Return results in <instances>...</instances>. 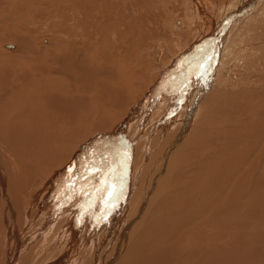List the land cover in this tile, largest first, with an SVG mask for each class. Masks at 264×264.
I'll list each match as a JSON object with an SVG mask.
<instances>
[{"label":"bare ground","instance_id":"6f19581e","mask_svg":"<svg viewBox=\"0 0 264 264\" xmlns=\"http://www.w3.org/2000/svg\"><path fill=\"white\" fill-rule=\"evenodd\" d=\"M185 1V6L179 2L182 13L175 12L183 16L181 21L195 17L203 23L194 31L173 27L168 18L177 14L169 12L168 3L160 4L161 11L154 6V14H140L143 6L138 0L133 5L138 14L126 20L127 29L119 33L114 22L116 15L122 18V14L112 1L52 0L41 5L46 8L44 15L53 6L61 8L56 17L47 19L58 20L46 27L48 39L42 34L33 37L36 27H42L39 19L33 28L26 27L30 36L22 39L15 33L19 38L11 41L14 47L8 51H18L16 66L12 63L15 67L6 76L0 71V264H223L225 254L230 255V263L235 261L238 245L248 242L241 241L237 233L240 224H246L244 217L250 218L252 226L257 222L254 217H264V92L237 91L232 69L235 58L247 68L253 67L255 61L242 55L264 49V31L259 28L264 18L240 31L246 19L257 20L264 2ZM109 8L117 14H110ZM216 10L222 15L219 22L223 21V28L233 23L229 25L230 37L219 45L216 41L223 29L212 21ZM97 25H101L99 31ZM148 26L163 34L157 38L167 44L164 53L168 59L157 56L159 50L153 60L150 57L154 45L147 40H152L149 35L154 31ZM64 30L82 34L84 43L78 42L77 36L69 43L62 42L58 38ZM96 32L98 41H94ZM181 32L187 35L182 37ZM116 35L125 41H119L122 46L111 41ZM172 46L178 47L173 50ZM1 52V58L7 54ZM207 53L214 55V62L208 64ZM177 65L185 71L174 77ZM156 68L161 69L159 77L155 74L160 82L151 87L154 77L146 83L143 72L148 69L146 74L151 77ZM218 69L222 71L218 83L224 89L233 87L236 93L221 91L222 87L219 92H209ZM256 97H260L258 101ZM137 100L140 102L128 113ZM199 100L202 114L194 122ZM176 108L182 110V116ZM174 115L176 121L168 119ZM207 116L216 118L215 128V120L205 123ZM201 118L200 131H196ZM107 126L109 130L99 134V129ZM137 160L143 172L150 169L153 176L149 185L148 179L144 181L141 194L128 197L131 204L126 207L120 202L142 170L138 164L126 168ZM129 175L132 184L122 190L119 202L114 195ZM71 189H75L72 194ZM141 213L146 215L145 223L136 224ZM75 215L82 216L80 223L69 231L66 223L69 228ZM126 226L132 241L123 251ZM76 232L75 245H71L72 240L64 238ZM253 262L250 258V264Z\"/></svg>","mask_w":264,"mask_h":264},{"label":"rangeland","instance_id":"374dc122","mask_svg":"<svg viewBox=\"0 0 264 264\" xmlns=\"http://www.w3.org/2000/svg\"><path fill=\"white\" fill-rule=\"evenodd\" d=\"M15 0H13V3H14V5H13V9L10 7V6H12V0H6V2H5V0H0V18H2V17H4V18H2V21H0V34H2V35H0V40H2V41H0V43H2L1 45H0V50H2V52L3 53H7V54H5V55H7L6 57L8 58V59H10L9 61H11V58L12 59H14V60H12V62H10L11 64L13 63L14 65H15V63H16V61L15 60H17V59H15V56L18 54V51H14V53H15V55H14V57H13V52H9L8 51V49H11L12 50V47H14V45L12 44V40H16L17 38H19L20 36H21V38L23 39V38H25V35L26 36H30V35H28L29 33L27 32L28 30H27V28L29 29V28H33V23L34 22H39V20H43V22L41 21V25L40 26H44L43 27V30H42V27L41 28H39L38 30H39V32H38V30H37V27H36V30H35V35H33V37L35 36V37H37V36H40L41 34L42 35H45V38L46 39H48V36H49V34L47 33V31H46V27H48V28H50L49 26V24L50 23H55V22H58V20L57 19H53V20H50L49 22H48V20L51 18V17H56V15L55 14H57L58 13V11H59V9H61V8H57V6L55 7V6H53V8L54 9H49V12H47V13H45V15L43 14V11L44 10H46V8L45 7H43V9H42V7H41V5L42 6H45V4H47V5H49V2H50V4H51V2H52V0H41V2H40V0H30L29 1V3H28V0H16L15 2H14ZM35 1V2H34ZM44 1V2H43ZM106 1V0H105ZM107 1H112L113 2V4H114V6L115 5H117V6H120L119 8H117L119 11H121V12H119L118 11V13L119 14H122V18H120V16L117 14V13H115L114 11H110V8H109V13L110 14H112V13H114V14H117L116 15V21L114 22V24H116L117 25V31L120 33V32H124L126 29H127V27L126 26H128L127 25V21L128 20H132V17L131 16H133V17H136V13H135V11H136V9L134 8V4L138 1V0H134V2L133 1H131V0H125V1H123V0H107ZM158 2V0H145V1H142L141 0V2H142V4H141V7H142V9L140 8V14H141V12L142 13H145V12H150L151 14H154V13H156L157 11H161L160 9L162 8L161 6H160V4H162L163 5V3L164 2H161L162 0H159V2ZM176 1V2H175ZM183 3H181L180 2V0H169V1H166V3H164V5L166 6L167 5V3H168V5H170V6H168L170 9H169V12H171L172 10V13H174V14H177V12H175V11H178L179 10V8H180V5H179V2H180V4H183V6H185V4H186V2L187 1H185V0H181ZM16 2H18V3H16ZM145 2V3H144ZM151 2V3H150ZM153 2V3H152ZM173 2V3H172ZM227 4H228V2H229V4H233V3H235L236 2V0H226L225 1ZM232 2V3H231ZM263 2H264V0H263ZM7 4V6L5 7V5ZM12 3V4H11ZM16 3V4H15ZM21 3V4H20ZM23 3H25V4H23ZM28 3V4H27ZM34 3V4H33ZM38 3H40V4H38ZM131 3V4H130ZM175 3V5H176V7H175V5L174 6H172V4H174ZM185 3V4H184ZM259 3H262V0H259ZM11 4V5H10ZM123 4V5H122ZM4 5V6H3ZM19 5V6H18ZM22 5V6H21ZM35 8V9H38V12H34V11H36V10H34V8H32V6ZM64 5H68L69 6V4H61V6L63 7ZM262 5L264 6V3H262ZM10 7V9H9V7ZM17 6V7H16ZM23 8L22 9V11L20 10L21 9V7ZM133 6V7H132ZM147 6V7H146ZM154 6H156L157 7V11L155 10V7ZM179 6V7H178ZM5 9H3V8ZM25 7H26V9H25ZM39 7V8H38ZM41 7V8H40ZM160 7V8H159ZM173 9H172V8ZM178 7V8H177ZM57 8V9H56ZM143 8H145V10L143 9ZM152 10H151V9ZM175 8L177 9V10H175ZM183 7H181L180 9H182ZM6 9H8V10H6ZM18 9H19V11H18ZM28 9V10H27ZM33 10V14L31 13V11ZM48 9V8H47ZM130 9H131V12H130ZM148 9V10H147ZM50 10H52V11H50ZM112 10V9H111ZM226 10V9H225ZM9 11V12H8ZM23 11H24V13H23ZM39 11H41V12H39ZM56 11V12H55ZM182 11V10H181ZM180 10L178 11V13L180 12V13H182ZM217 12H215L214 13V16L212 17V21H213V23L217 26V28H218V26H221V23L223 22V21H221V22H219L220 20H221V17H222V15L219 13L218 14V10H216ZM3 12V13H2ZM10 13V14H6V13ZM26 12V13H25ZM51 12H52V14H51ZM53 12H55V13H53ZM152 12H154V13H152ZM48 13H50V14H48ZM96 13H98L97 11L95 12V15H97ZM179 13V14H180ZM217 13V14H216ZM263 13V14H262ZM19 14V15H18ZM28 14V15H27ZM40 14V15H39ZM46 14H48V15H46ZM54 14V15H53ZM125 14L127 15V14H130V17H129V19L127 18H125ZM138 14V13H137ZM179 14H177V15H174V16H172V17H170V18H168V21L169 22H172L171 24L173 25V27H177V26H179V28H189L191 31H194V30H196L198 27H200L203 23L201 22H199L198 20H197V18H195V17H191V18H189V19H187V20H185V21H181L182 19V17L183 16H179ZM258 14H260L256 19L257 20H255V19H246L245 21V25H247V23H249L246 27H245V25L243 26L244 28L243 29H241L240 31H242V30H244V32L245 31H247L248 30V28L249 27H251L252 25H255L258 21H260V19H262V18H264V7L262 8V10H261V12L260 13H258ZM3 15V16H2ZM21 15V16H20ZM35 17H34V16ZM44 15V16H43ZM51 15V16H50ZM143 15V14H142ZM141 15V16H142ZM216 15H217V17H216ZM13 16V17H12ZM15 16V17H14ZM18 18H17V17ZM25 16H26V18H25ZM31 16V17H30ZM47 16H49V17H47ZM148 16L149 17H151V18H153L150 14H148ZM190 16H193V15H190ZM255 16V15H254ZM37 17V18H36ZM42 17V18H41ZM44 17H46V18H44ZM118 17H119V19H118ZM124 17V18H123ZM5 18L9 21L8 23H7V20H5ZM16 18L18 19V21L16 20ZM32 18H35V19H32ZM214 18V19H213ZM215 18H216V20H215ZM13 19V20H12ZM20 19V20H19ZM36 19H37V21H36ZM39 19V20H38ZM44 19H46V20H44ZM48 19V20H47ZM177 19V20H176ZM243 19H245V18H243ZM1 20V19H0ZM5 20V21H4ZM11 20V21H10ZM119 20V21H118ZM125 20V21H124ZM127 20V21H126ZM215 20V21H214ZM249 20V21H248ZM263 20V19H262ZM19 21H21L20 23H19ZM45 21H46V23L47 24H45ZM192 21V22H191ZM3 22V23H2ZM12 23V24H9V23ZM181 24H180V23ZM215 22H219L218 24L217 23H215ZM264 22V21H263ZM263 22L261 23L262 25H260V29L261 30H263L264 31V25H263ZM200 23V24H199ZM7 26H6V25ZM15 24V25H14ZM30 24H31V27H30ZM45 24V25H44ZM120 26H119V25ZM175 24V25H174ZM10 25H12V26H10ZM36 25H38V23L36 24ZM48 25V26H47ZM70 25H73V24H71L70 23ZM229 25H230V27L233 25V23H228V24H226L225 26H224V28L228 31H226V30H224V28L221 26V30L223 29V31H221V32H219V41H216L217 43H218V45H219V43H220V41L222 40V39H224V38H229L230 37V30L232 29V28H230L229 27ZM11 27V29H10V27ZM14 26V30H13V27ZM23 26V27H22ZM25 26V27H24ZM28 26V27H27ZM100 26L101 25H97L94 29L97 31H99V28H100ZM185 26H187V27H185ZM215 26V27H216ZM5 27L6 28H8V29H6V30H4L5 29ZM27 27V28H26ZM17 28V29H16ZM24 28V29H23ZM121 28V29H120ZM148 28L149 29H151L152 27H150V26H148ZM191 28H193V29H191ZM220 28V27H219ZM229 28V29H228ZM21 29V30H20ZM124 29V30H123ZM141 29H143L141 26H140V32H141ZM156 29V30H155ZM155 29H151V30H153L154 31V33L153 34H151V35H149V36H151V37H153L152 38V40H150V39H148L147 40V43L150 45L151 44V46L152 45H154L152 48H151V50H150V57L152 58V60H153V55H154V53L156 54V53H158V54H156L157 56H159L160 54H162V55H160L159 57L160 58H162V57H164V58H169L167 55L168 54H165L164 52V49H167V44H165L164 45V43L165 42H160L161 40L159 39V38H157V35L158 36H160V35H163V34H161L160 33V30L157 28V27H155ZM18 30H19V32H18ZM121 30V31H120ZM157 30H159L158 32L159 33H157ZM15 31V32H14ZM23 31V32H22ZM24 31H25V33H24ZM66 31V32H65ZM92 31H94L93 29L92 30H90V34H92ZM143 31L144 30H142V32H141V36L143 35ZM156 31V32H155ZM14 32V33H13ZM71 32V33H70ZM67 31V30H64V31H61V32H59V35L60 36H62L61 38H58V39H61V41L62 42H64V43H69V42H71L70 41V39L71 40H73L74 38H76V36H77V41L78 42H81V43H84L83 41H81V39H80V35H82V34H75V33H73V31ZM105 33H106V30L104 31ZM18 34V36L19 37H17V35L16 34ZM27 33V34H26ZM40 33V34H39ZM64 35V34H66V35H62V34ZM164 33H166V32H164ZM183 32H181L180 33V35L182 36V37H185L186 35H187V33H183ZM224 33V34H223ZM13 34H15L14 36H15V39H13L14 38V36H13ZM38 34V35H37ZM69 36H72V37H69ZM75 35V37L73 36V35ZM117 34V33H116ZM212 34V33H211ZM210 34V35H211ZM221 34V35H220ZM227 34H229L228 36H227ZM24 37H23V36ZM13 36V37H12ZM66 36V37H65ZM118 35H116V37L115 38H111V41L112 42H117V43H120V45L119 46H122L124 43H121V42H125L124 40H121V39H118V37H117ZM180 36V37H181ZM221 36H223V37H221ZM5 37V38H4ZM78 37H79V39H78ZM97 37V38H96ZM96 37H94V41H98V39H99V34L96 32ZM2 38H4V39H2ZM10 39V40H8V39ZM68 38H69V40H68ZM177 38V37H176ZM202 38V37H201ZM221 38V39H220ZM238 38H242V37H238ZM7 39V40H6ZM65 39V40H64ZM156 40H158V41H156ZM173 41L175 40V39H172ZM178 40V39H177ZM13 41V42H14ZM93 41V42H94ZM119 41H121V42H119ZM176 41V40H175ZM181 41H183L182 39H181ZM201 41V43L202 42H205V41H203V40H200ZM9 42V43H8ZM160 42V43H159ZM179 43H180V41H179ZM44 44H47V41H45L44 42ZM160 44V45H159ZM65 45H67V44H65ZM88 45V44H87ZM163 45V46H162ZM9 47V48H6V47ZM10 46H11V48H10ZM79 46H83V44H81V45H79ZM158 46V47H157ZM178 47V46H177ZM176 46H172V48H173V50H175L176 48H177ZM219 47V46H218ZM6 51V52H4V51ZM18 50V49H17ZM159 50V51H158ZM8 51V52H7ZM158 51V52H157ZM263 51V52H262ZM262 51H251V52H249V54L248 53H246V54H248V55H242L243 53H241L240 55H242V56H246V57H251L252 59H253V62H254V66L253 67H251V68H247L246 66H244L243 65V63L242 62H240L239 60H238V58H235V59H237V60H235L233 63H234V65H233V69H232V71L234 72V77L232 76V79H234V81H237V83L236 82H232L234 85H236V88H238L237 89V91H240V90H243L244 88V90H249V88H250V90H252V91H261V92H264L263 90H264V84H261V83H263L264 82V49L262 50ZM1 52V51H0ZM1 52V53H2ZM152 52V53H151ZM256 54H255V53ZM2 53V54H3ZM9 53H11V54H9ZM13 53V54H12ZM116 53V52H115ZM119 53H121V52H119ZM253 53V54H252ZM259 53V54H258ZM9 54V55H8ZM152 54V55H151ZM163 54H165L167 57H165ZM210 54L211 53H207V55L206 56H208V64L209 63H212V62H214V61H212V59H213V57H214V55L212 54V56H210ZM239 54V53H238ZM251 54H252V56H251ZM5 55H3V57H4V59L6 60V57H5ZM117 55V54H116ZM223 55H227V54H224L223 53ZM0 56H1V54H0ZM11 56V57H10ZM206 56H204V57H206ZM241 56V57H242ZM256 56V57H255ZM2 57V58H3ZM17 57V56H16ZM211 57V58H210ZM221 57V56H220ZM235 57H238V55L236 54L235 55ZM1 58V57H0ZM1 58V59H2ZM163 58V59H164ZM0 59V60H1ZM8 59L6 60L7 62H8ZM216 58H214V60H215ZM256 59H257V61H256ZM259 59V60H258ZM5 60L3 61V64H5V63H7V62H5ZM147 61H148V59H146ZM216 60H218V58L216 59ZM261 60V61H260ZM2 61H0L1 62V64H2ZM13 61H15V62H13ZM212 61V62H211ZM162 62H163V60H162ZM10 63L8 62V64H5L4 66H2L1 64H0V71L1 72H3V75H9V72H10V69H12V67L14 66L13 64H12V66L10 65ZM153 63V62H152ZM18 64V63H17ZM9 65V66H8ZM16 66V65H15ZM14 66V67H15ZM180 65H177V67L175 68L176 70H178V72L174 75V77H177L178 76V74L180 73V75H182L183 73H184V71L185 70H183L182 69V67L180 66ZM241 66V67H240ZM1 67H3L2 69H3V71H2V69H1ZM4 67H7L8 69H4ZM179 67V68H178ZM224 67V66H223ZM222 67V68H223ZM134 68V67H133ZM132 68V69H133ZM181 68V69H180ZM242 68V69H241ZM244 69H245V71H244ZM159 70H161L160 68H156V70L154 71V75L153 76H149V74H146V71H148V69H146V70H144V72H143V77H144V75H145V77H144V79H145V82L146 83H148L149 81H150V78H153L154 77V79H153V84H151L150 86L151 87H153L154 86V83H156V81H158V83L160 82V80H158V77L160 76V71ZM165 70V69H164ZM219 70V69H218ZM238 70H240V71H238ZM251 72H250V71ZM258 70V71H257ZM201 71H202V69H201ZM249 71V72H248ZM222 71H220L219 70V72L216 74V77H212V80L210 81V82H212L213 81V84H212V86L211 87H209V92H211V93H216V92H219L220 91V89L218 88V87H222L221 89V91H224L225 90V92L226 91H233V92H235L236 93V91L234 90V88L233 87H231V88H226V89H224L225 87H223V85H222V83L220 82V83H218V77H219V75H220V73H221ZM238 72V73H237ZM262 72V73H261ZM145 73V74H144ZM156 73H158V74H156ZM241 73V74H240ZM1 74V73H0ZM155 74H156V76L158 75V77L156 78L155 77ZM254 74H256V75H258V76H256V75H254ZM239 75H240V78H239ZM248 75V76H247ZM252 75V76H251ZM236 76V77H235ZM245 78H244V77ZM250 76H251V78H250ZM239 79H238V78ZM143 79V80H144ZM230 79H231V77H230ZM244 79V80H243ZM257 79V80H256ZM258 79H259V81H258ZM152 80V79H151ZM239 80H241L240 82H239ZM245 80H246V82H245ZM169 81V80H168ZM214 81H216V83L214 82ZM244 81V82H243ZM230 82V83H231ZM242 82V83H241ZM248 82V83H247ZM252 82V83H251ZM256 82V83H255ZM146 83H144V85L146 84ZM229 83V84H230ZM240 83V85H238ZM250 83V84H249ZM221 85V86H220ZM231 85V84H230ZM158 86V85H157ZM215 87V89H213L214 87ZM255 86H257V87H255ZM149 87V86H148ZM156 87V86H155ZM254 87L257 89H254ZM260 87V88H259ZM146 88V87H145ZM148 89V88H147ZM212 89V90H211ZM219 89V90H218ZM228 89V90H227ZM214 91V92H213ZM228 93V92H227ZM260 97H256V100L258 101V99H259ZM141 100V99H140ZM140 100H137L136 101V103H135V105H132V106H130V108L128 109V113H130V111L131 110H133L135 107H136V104H138L139 102H140ZM199 102H201V100H199L198 101V105H197V111L195 112V115H194V122H196L197 120H198V118L201 116V114H202V112H201V108H200V105H201V103H199ZM134 107V108H133ZM133 108V109H132ZM166 110V109H165ZM179 110V111H178ZM181 109L180 108H176V113H179V115L180 116H182L183 115V113H181ZM160 112H161V110H160ZM128 113H127V115H128ZM245 113H247V112H245ZM166 117H167V115H165ZM171 117H174V118H171ZM171 117H169L168 116V119H173V120H175L176 121V116L174 115V116H171ZM124 119H126V117L125 118H123L122 120H124ZM206 119L208 120H205V123H209V122H212V120H215V121H213V123H214V128L216 127V125L218 124V122H217V120H216V118H214V119H212L210 116H207L206 117ZM211 119V120H210ZM110 120V119H109ZM109 120H108V122H109ZM201 121V122H200ZM199 121V124H198V127H197V130L196 131H200V128H199V125L202 123V118H201V120ZM109 123H111V122H109ZM106 124V123H105ZM111 126V125H110ZM110 126H107V127H105L103 130L101 129H99V134H102V132L104 133V132H107L108 130H109V127ZM195 126V124L193 123V126H192V128ZM262 131H263V129H262ZM262 131H261V135H262ZM97 132V133H98ZM96 136V135H95ZM99 136V135H98ZM263 136V135H262ZM261 136V137H262ZM263 139V142H264V138H262ZM260 141H262L261 139L259 140V142ZM262 142V143H263ZM261 142H260V144H262ZM124 150V149H123ZM125 151V150H124ZM183 156V155H182ZM183 158H184V160H185V157L183 156ZM264 159V158H263ZM184 160H182V161H184ZM187 160V159H186ZM139 160H137V161H132V162H130V165H128L129 164V162H128V166L129 167H127L126 168V166L125 165H122V166H125V168L126 169H130L131 170V168L133 167H136V166H140V169H142V167H141V165L140 164H138L137 162H138ZM261 162L262 163H264V161H262L261 160ZM140 163V162H139ZM134 164V165H133ZM136 164H138V165H136ZM259 164H260V162H259ZM136 165V166H135ZM132 166V167H131ZM132 168V169H133ZM4 169H8V167H6V168H4ZM149 171H150V169H148L147 170V172H143V169L140 171V173H141V176L139 177V178H135V180H134V182L135 181H137L136 183H134L133 182V184L132 183H130L131 182V179H132V176L131 175H129V176H125V179H124V182H123V187H122V189L119 191V193H118V195H114L115 197H116V199L118 200V197H119V199H120V197L122 196V193L124 194V190H126V187H129L128 185H133L132 187H129V188H131V192H127L126 194H127V197H126V195L124 196L126 199L125 200H118L122 205L124 204V206H125V204H126V207L128 206V205H130L131 204V202H130V200L128 199V197L129 196H134V194L136 193V192H138V193H142V186L144 187V181L145 180H147V184L146 185H149V183H150V181H151V178H152V176H153V173L151 172L150 173V175H149ZM130 172L131 171H129V174H130ZM132 172H134V174H135V172H136V170L135 171H132ZM143 172V173H142ZM148 173V174H147ZM145 174V175H144ZM126 175H128V174H126ZM131 176V178H129ZM135 176H136V174H135ZM144 176H145V179H144ZM149 177V178H148ZM28 180H29V178H27ZM126 179H127V182H126ZM129 179V180H128ZM142 179V180H141ZM144 179V180H143ZM30 181V180H29ZM132 181H133V179H132ZM31 182V181H30ZM37 182V181H36ZM33 185H36L35 183H32ZM135 185V186H134ZM137 186V187H136ZM247 186V185H246ZM140 187H141V189H140ZM148 187V186H147ZM156 187V186H155ZM76 189V188H75ZM75 189H71V192H70V194H72V191H74ZM155 189V188H154ZM123 190V191H122ZM138 190V191H137ZM141 190V191H140ZM120 195V196H119ZM151 197L153 198V194H151ZM134 199V198H133ZM126 201H127V203H126ZM113 202V201H112ZM116 203H117V201H115ZM54 203V202H53ZM114 203V202H113ZM111 206H113V204L111 203ZM256 206V208L258 209V210H260V211H263L261 208H260V205L258 206V204H256L255 205ZM88 208H89V206H88ZM109 208V207H108ZM260 208V209H259ZM255 209V208H254ZM256 209V210H257ZM255 210V211H256ZM257 210V211H258ZM113 212H119V211H114L113 210ZM123 211H120V213H122ZM144 212H146V209L144 210ZM126 215L128 216V213H126ZM262 216V215H261ZM82 216H79V215H75V216H73L72 217V219H71V221H73V223L71 224V226L68 228V223H66V228L69 230V231H73V229L74 228H76V225L78 224V223H80V218H81ZM129 217H132L131 219H133L134 218V216L133 215H129ZM143 217H146V215H145V213H141L140 215H138V216H136V218H137V222H136V224L137 223H140V225H142L143 223H145V221H144V219L145 218H143ZM241 217V216H240ZM143 218V219H142ZM255 218H257V219H255ZM127 219V221L129 220V218H126ZM125 219V220H126ZM61 220H62V217H61ZM244 220H246V224H244L243 225V223L242 224H240L241 226H239V230L237 231V233H238V235H239V239L241 240V241H243L244 240V243H245V241H247L248 240V242L247 243H245V245L243 246H241V245H238V248H237V254L235 253V256L236 255H238L237 256V258L235 259V261L233 262V263H230L229 262V260L228 259H230L231 257H230V255L229 254H225V256L223 257V260H224V258H226L227 260L223 263V264H250V258H251V261H255L256 263H254L253 262V264H258V262H259V264H264V227H263V225L264 224H262L261 225V222H263V220H264V217L262 216V219H261V217L259 216V219H258V216H256V217H254V222L255 221H257L258 222V220L260 221L258 224H257V222L256 223H253V226L251 225V223L250 222H252V221H250V218H246V217H244ZM243 220V222H245ZM134 221V220H133ZM138 221H140V222H138ZM91 223V222H90ZM128 223H130V221H128ZM131 224V223H130ZM130 224L129 225H127V226H130ZM257 224V225H256ZM92 224H89V226H91ZM243 225V226H242ZM247 225H250V227L249 226H247ZM126 226V231L124 230V231H122V233H124L125 235H124V238H123V241H122V246H123V251L125 250V248H126V245L129 243V241L131 242L132 241V239H131V236H129V232H130V229L128 228ZM243 227H244V229H243ZM121 229H123V227L121 228ZM245 232V233H244ZM256 232L258 233L257 235H255L256 234ZM131 233V232H130ZM260 233V234H259ZM76 235H77V232L75 233V235L74 236H72L71 238H69L68 236H66L64 239L65 240H68V239H71L72 240V243H71V245H75V239H76ZM126 235H127V237L128 238H126ZM249 235V236H248ZM256 236L253 240H251V238H252V236ZM263 235V236H262ZM130 238V239H129ZM126 239H128V241L126 240ZM125 240V241H124ZM250 240V241H249ZM260 240V241H259ZM56 242H58V240L57 241H55L54 243H53V245H55L56 244ZM249 242H250V244H249ZM252 246V247H251ZM250 247V248H249ZM259 248V249H258ZM262 250V251H261ZM122 252V251H121ZM263 252V253H262ZM227 256V257H226ZM230 257V258H229ZM255 257V258H254ZM252 258H254V260L252 259ZM259 258V259H258ZM121 260V256L118 258V261H117V263H119V261ZM232 260V259H231ZM230 260V261H231ZM236 260H238L237 262H236ZM242 262H244V263H242ZM252 263V262H251Z\"/></svg>","mask_w":264,"mask_h":264}]
</instances>
